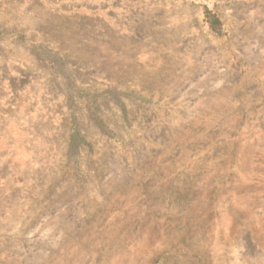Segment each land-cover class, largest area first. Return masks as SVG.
Returning a JSON list of instances; mask_svg holds the SVG:
<instances>
[{
    "label": "rangeland",
    "instance_id": "374dc122",
    "mask_svg": "<svg viewBox=\"0 0 264 264\" xmlns=\"http://www.w3.org/2000/svg\"><path fill=\"white\" fill-rule=\"evenodd\" d=\"M0 264H264V0H0Z\"/></svg>",
    "mask_w": 264,
    "mask_h": 264
},
{
    "label": "trees",
    "instance_id": "16d2710c",
    "mask_svg": "<svg viewBox=\"0 0 264 264\" xmlns=\"http://www.w3.org/2000/svg\"><path fill=\"white\" fill-rule=\"evenodd\" d=\"M206 21L209 24L210 28L214 30L215 32H220L221 31V23L220 20L216 17L215 14L212 12L208 11L206 14Z\"/></svg>",
    "mask_w": 264,
    "mask_h": 264
}]
</instances>
